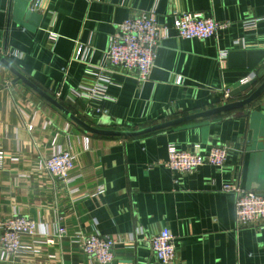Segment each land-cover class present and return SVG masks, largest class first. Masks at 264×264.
Masks as SVG:
<instances>
[{
	"label": "crops",
	"instance_id": "obj_1",
	"mask_svg": "<svg viewBox=\"0 0 264 264\" xmlns=\"http://www.w3.org/2000/svg\"><path fill=\"white\" fill-rule=\"evenodd\" d=\"M30 1L0 0V56L97 130L134 131L184 118L248 98L264 82V0H158L163 37L144 84L135 73L111 67L105 54L117 27L149 10L154 0H48L38 28L25 21ZM181 13L201 14L225 28L204 42L179 39L174 18ZM249 20H258L253 31L243 30ZM50 32L59 36L55 45L48 41ZM79 46L83 60L74 59ZM12 50L23 57L7 58ZM222 53L229 55L223 64ZM98 69L110 76L107 95L122 113L113 114L114 128L105 118H92L87 103L75 96ZM252 74L255 85L227 100ZM171 143L181 150L199 146L202 154L220 146L227 149V160L220 169L171 172L166 166ZM57 149L76 156L67 184L43 169ZM0 151L6 156L0 222L19 215L46 231L22 236L30 250L4 258L0 253V264H99L82 253L78 234L114 241L110 264H160L150 239L163 228L174 237L173 264H264V231L238 228L236 195L222 191L229 183L264 193V92L248 106L213 117L140 137H107L86 133L40 94L15 82L0 63ZM58 218L64 237L57 232Z\"/></svg>",
	"mask_w": 264,
	"mask_h": 264
},
{
	"label": "built area",
	"instance_id": "obj_2",
	"mask_svg": "<svg viewBox=\"0 0 264 264\" xmlns=\"http://www.w3.org/2000/svg\"><path fill=\"white\" fill-rule=\"evenodd\" d=\"M48 0H31L29 9L35 13H42L46 10ZM159 1L154 0L149 10L138 16L129 17L118 27L117 32L109 40V48L105 54L106 60L113 68H121L127 72L135 73L139 83L144 84L149 80L154 66L156 50L160 40L163 37L162 29L157 22V10ZM258 20H249L243 23V30L253 31L257 27ZM225 28L224 24L203 17L201 14L181 13L176 14L174 18V29L177 37L183 40H197L204 42ZM48 41L54 45L59 36L54 33H48ZM239 45V42H234ZM85 50L78 47L74 52V59L83 60ZM9 59L20 60L23 56L17 50L6 53ZM227 58V53L219 56V62L223 64ZM92 69L91 66H89ZM90 73V71H88ZM89 76L92 80L79 87L75 96L79 101L87 103V113L92 118L109 120L110 127H116L114 123L112 106L115 100L107 95V88L111 84L108 74L98 69L91 72ZM256 78L252 74L250 78L242 81L246 84ZM229 93V91L227 92ZM112 105V106H111ZM31 131V128H28ZM228 151L226 148L217 146L212 148L207 154L199 152V146H193L190 150H181L173 143L167 145V163L166 166L171 172L191 173L203 166L222 168L227 160ZM6 161L4 152L0 151V170L3 169ZM76 163V156L68 151L57 149L50 158L44 160L43 169L53 179L62 184L70 182L69 174ZM222 191L225 193H234L235 225L240 227L256 226L258 230L264 231V193L248 191L237 185L225 183L222 185ZM99 194L104 192L99 188ZM61 218H58L57 232L64 237L65 229L62 227ZM0 253L4 258L28 252L30 248L24 246L21 242L22 236L33 237L35 235L45 236L44 226L32 221L31 219L14 215L5 218L0 222ZM81 242L82 253L96 261L99 264H110L114 259L113 249L115 242L99 234L82 236L78 234L75 237ZM174 237L167 228H163L150 239V247L155 258L160 264H173L176 259V249L174 246Z\"/></svg>",
	"mask_w": 264,
	"mask_h": 264
},
{
	"label": "water",
	"instance_id": "obj_3",
	"mask_svg": "<svg viewBox=\"0 0 264 264\" xmlns=\"http://www.w3.org/2000/svg\"><path fill=\"white\" fill-rule=\"evenodd\" d=\"M25 21L32 25L33 27L38 28L43 21V15L41 13H35L32 11H28L25 14ZM261 55L262 58H264V53ZM229 57V55H228ZM227 57V58H228ZM0 63H2L4 66L8 68V70L13 74L15 77V82H22L27 87H29L34 92L40 94L47 102H49L51 105L59 109L61 112H63L73 123H75L77 126H79L82 130H84L86 133L93 134V135H100V136H107V137H119V138H133V137H140L144 135H148L151 133H155L170 127L178 126L181 124L189 123L192 121H196L199 119L209 118L213 117L222 113H226L229 111H233L245 106H248L252 102H254L257 98H259L263 92H264V82L260 84L251 94H249L248 98H245L241 101H236L233 103H225L220 107L206 110L204 112H200L197 114H193L184 118L176 119L170 122L162 123L159 125H155L148 128H143L141 130H134V131H122V130H97L95 128H92L88 126L86 123L81 121L80 119L76 118L67 110H65L56 100L50 98L46 94L42 93L39 89H37L30 81H28L24 76H22L19 72H17L13 66L5 59V57L0 56ZM244 68V67H243ZM251 68V67H250ZM257 82V78H254L250 82L243 84L236 89L232 90L227 97L228 99H234L235 97L239 96L242 93L247 92L252 86L255 85Z\"/></svg>",
	"mask_w": 264,
	"mask_h": 264
},
{
	"label": "trees",
	"instance_id": "obj_4",
	"mask_svg": "<svg viewBox=\"0 0 264 264\" xmlns=\"http://www.w3.org/2000/svg\"><path fill=\"white\" fill-rule=\"evenodd\" d=\"M112 110H113V114H114L115 116H117V117H121V116H122V113H121L120 110H118V109H114V108H112Z\"/></svg>",
	"mask_w": 264,
	"mask_h": 264
}]
</instances>
